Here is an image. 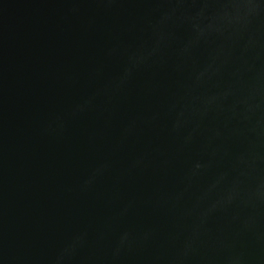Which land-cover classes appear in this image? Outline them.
Segmentation results:
<instances>
[{"label":"water","instance_id":"water-1","mask_svg":"<svg viewBox=\"0 0 264 264\" xmlns=\"http://www.w3.org/2000/svg\"><path fill=\"white\" fill-rule=\"evenodd\" d=\"M0 264H264V0H0Z\"/></svg>","mask_w":264,"mask_h":264}]
</instances>
